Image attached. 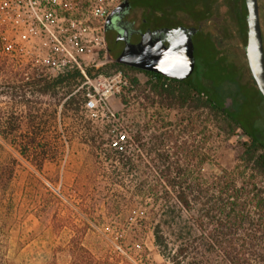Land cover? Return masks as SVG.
Wrapping results in <instances>:
<instances>
[{
	"label": "rangeland",
	"instance_id": "obj_1",
	"mask_svg": "<svg viewBox=\"0 0 264 264\" xmlns=\"http://www.w3.org/2000/svg\"><path fill=\"white\" fill-rule=\"evenodd\" d=\"M122 1L82 0V5L75 9L76 14L87 20L81 60L86 69L93 70L91 79L99 75L100 68H104L102 74L106 75L117 70L105 49L107 44H113L115 36L103 33L102 42L99 33L88 28L94 20L91 10L102 5L110 12ZM260 2L264 29V0ZM205 31L211 32L221 50L242 66L241 74L247 80L246 44L227 0H219V11L206 24ZM120 71L129 80L120 97H111L109 104L97 111L85 104L80 111L72 110L66 104L69 87L59 88L56 96H43L26 84L32 82L36 72L44 76L55 72L42 66L30 44L4 41L0 30V107L9 113L22 112L24 128L29 126L26 117L35 114L42 117L37 126L52 142L56 130L67 128L70 136L59 158L47 160L39 170L31 158L21 155L16 146L0 135V165L17 159L14 177L1 194L0 211L9 216V256L19 264H69L65 245L73 240L82 241L97 258L111 264H173L162 257L154 243L153 229L160 215L151 211L153 202L145 195L146 187L139 185L141 179L159 174L146 167L152 164L151 159L158 161V144L165 142L163 150L169 151L171 160L193 167V175L210 177L220 174L222 169L235 172L244 169L240 156L248 137L241 129L232 131L208 109L172 108L167 102L159 105L150 89V76L140 71ZM135 77L138 84L131 82ZM78 82L80 86H72L75 92L80 89L87 92L89 85ZM15 84L23 85L16 91L25 92V103L20 102V96H13L15 89L11 86ZM249 108L253 112L252 121L264 122V102L255 100L252 105L249 103ZM109 111L117 117H109ZM85 119L91 120V133L82 129ZM76 126L81 130L77 131ZM117 127L131 135L127 143L122 138L119 141L127 144L137 168L126 175L123 187H108L110 183L106 181L111 174L98 170L96 152L85 140L97 133L109 140ZM72 130L77 133L70 134ZM137 139L147 145V153ZM246 174L249 176L251 172ZM257 179L264 186V178Z\"/></svg>",
	"mask_w": 264,
	"mask_h": 264
},
{
	"label": "trees",
	"instance_id": "obj_2",
	"mask_svg": "<svg viewBox=\"0 0 264 264\" xmlns=\"http://www.w3.org/2000/svg\"><path fill=\"white\" fill-rule=\"evenodd\" d=\"M128 1L140 15L141 29L148 27L144 20L148 11L153 15L152 22L167 27L178 25L187 18L195 23L205 21L208 24L219 11V0ZM228 5L246 44L247 9L244 0H228ZM195 42V70L185 80L171 79L160 73L119 63L115 60L116 55L112 54V46L108 44L116 71H140L150 76V89L158 98L159 105L167 102L172 108L208 109L232 131L241 129L248 137L240 156L244 169L238 172L222 169L220 174L210 177L193 175V167H184L179 160H171L169 151L163 150L165 142L158 144L159 163L151 159L152 164H146V167L150 172L154 170L159 174L145 177L139 184L146 187L145 195L153 202L151 211L160 215L153 229L154 243L162 257L173 264H264V186H260L257 179L259 176L264 178V122L252 121L253 112L249 108V103L252 105L255 100L257 103L264 102V97L249 67H246L248 78L244 80L242 66L221 50L211 32L199 33ZM103 70L100 68L97 73L102 74ZM86 73L93 77L92 69H86ZM79 80L86 81L84 74L80 69L72 68L57 76L37 75L36 72L32 82L26 84L43 96H56L59 88L69 87L67 95L70 97L66 104L70 109L80 111L87 95L85 90L75 92L72 88L81 85ZM131 82L139 83L136 77ZM21 86H11L15 89L13 96H20V102L25 103V92L16 91ZM122 102L125 104L124 100ZM112 117L116 118L117 114ZM26 118L29 126L24 128L25 116L22 112L9 113L0 107V135L42 170L47 160H56L62 154V148L70 141L68 129L56 130L52 142L37 126V120H42V117L35 114ZM84 121L82 129L91 133V120ZM76 130L80 131L81 127L76 126ZM76 130L70 131V134L77 133ZM112 132L109 140L97 133L89 135L85 142L97 153L98 170L111 174L106 181L110 183L108 187H123L126 175L136 170L137 166L127 144H122L119 139L127 143L131 135L122 132L119 127ZM137 141L146 151L147 145L141 139ZM16 165L15 158L0 165V199L14 177ZM248 171L251 172L249 176L246 174ZM8 218L7 213L0 211V264H19L9 256ZM65 247L70 257L69 264H111L97 258L82 241H70Z\"/></svg>",
	"mask_w": 264,
	"mask_h": 264
},
{
	"label": "built area",
	"instance_id": "obj_3",
	"mask_svg": "<svg viewBox=\"0 0 264 264\" xmlns=\"http://www.w3.org/2000/svg\"><path fill=\"white\" fill-rule=\"evenodd\" d=\"M79 5H82V0H0L1 36L4 41L30 44L42 66L55 72L52 76L67 69H80L86 78L84 83L89 85L85 106L97 111L108 105L111 97H120L129 80L122 71L99 74L92 79L87 75L81 60L87 20L76 14L75 9ZM110 12L102 5L91 10L94 20L90 21L88 28L99 33L102 42ZM107 47L108 44L105 46L108 55ZM109 114L114 116L116 113L109 111Z\"/></svg>",
	"mask_w": 264,
	"mask_h": 264
},
{
	"label": "water",
	"instance_id": "obj_4",
	"mask_svg": "<svg viewBox=\"0 0 264 264\" xmlns=\"http://www.w3.org/2000/svg\"><path fill=\"white\" fill-rule=\"evenodd\" d=\"M246 6V57L256 86L264 97V38L259 2L246 0ZM129 8V1L123 0L106 18L105 30L116 29V40L123 42L119 51L111 45L112 54L116 55L115 60L134 68L160 73L171 79L185 80L190 77L196 65L193 36L198 28L179 25L140 31V39L134 42L132 36L137 30L133 24L116 19V16H124ZM109 56L111 57L110 54Z\"/></svg>",
	"mask_w": 264,
	"mask_h": 264
},
{
	"label": "flooded vegetation",
	"instance_id": "obj_5",
	"mask_svg": "<svg viewBox=\"0 0 264 264\" xmlns=\"http://www.w3.org/2000/svg\"><path fill=\"white\" fill-rule=\"evenodd\" d=\"M235 1L236 0H233V2H235ZM227 2H228V0H227ZM258 2H259V7H260V19H261V9H262V6L261 5L262 4H261L260 0H258ZM244 3L246 5V0H244ZM129 4H130V8H129L128 12L124 16H121V17L120 16H116V19H119L121 21H124L125 23L133 24V27L137 30V32L133 34L132 41L137 42L140 39V37H141V32H144L146 30H151V29L153 30V29H156V28H159V27H165V25H162V24H157L156 25L154 22H152L153 15L150 13V11H148V13L146 15L147 18H144V20L147 21L148 27L146 29H141L139 27V24H138L139 23V16L140 15H138V11L137 10L133 9L130 1H129ZM246 9H247V6H246ZM206 24L207 23L205 21H201V22L195 23V21L191 20L190 18H187L182 23H180L178 25H175V26H179V25H183V26H195V27L198 28V32L193 36V42H194V46H195V50H194L195 56H196V42H195L196 41V36L199 33L205 31ZM261 25H262V19H261ZM175 26H171V27H175ZM262 32H263V38H264L263 25H262ZM109 33L112 36L113 35L115 36V39L113 40V45H114L115 49L117 51H119V48L123 44V42L116 40V36H117V33H118L117 30L116 29L105 30V34H109ZM106 39L108 40L107 36H106ZM108 48L109 47H107V49ZM108 55H109V52H108Z\"/></svg>",
	"mask_w": 264,
	"mask_h": 264
}]
</instances>
